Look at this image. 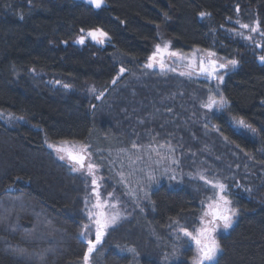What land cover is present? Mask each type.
<instances>
[{
  "label": "trees",
  "instance_id": "trees-1",
  "mask_svg": "<svg viewBox=\"0 0 264 264\" xmlns=\"http://www.w3.org/2000/svg\"><path fill=\"white\" fill-rule=\"evenodd\" d=\"M251 22L264 30V0H105L100 9L79 0H0V112L21 119H0V264H84L80 232L92 185L48 148L58 141L88 143L109 191L118 190L117 150L163 146L175 159L174 178H152L146 201L106 231L89 264H192L194 247L180 228L198 229L215 193L187 175L195 168L225 184L237 210L217 236L214 264H264V67L238 33ZM95 28L108 34L103 45L74 43ZM159 39L238 61L220 86L227 107L212 115L217 129L203 122L212 94L203 81L131 76ZM121 68L127 75L112 83ZM228 117L256 133L236 132Z\"/></svg>",
  "mask_w": 264,
  "mask_h": 264
},
{
  "label": "rangeland",
  "instance_id": "rangeland-1",
  "mask_svg": "<svg viewBox=\"0 0 264 264\" xmlns=\"http://www.w3.org/2000/svg\"><path fill=\"white\" fill-rule=\"evenodd\" d=\"M79 1H83L87 4H89L88 0H79ZM104 5H105V0H104ZM247 25H249V28H242L238 32L239 36L244 41V42L243 41L242 42L245 44H248V42L251 41L252 38L254 37L255 32H252L251 28L256 27L258 24L256 22H251V24H247ZM240 27H241V25H240ZM97 29H99V28L82 31L74 39V43H76L78 45H83L86 42H93V43L98 44V45H103L105 42L108 41V36H107V38L98 37V39L103 40V42L100 43V42H97V40H93L92 37H90L88 35L89 32L96 31ZM80 37H84V43L83 44H80L77 42ZM248 37H251V39H248ZM165 43H167L169 45V43L167 41H164L163 39H159V41L155 44V46L153 47V49H152L150 55L147 57V59L143 63L140 64L139 68H137L138 71L135 73L137 77L135 75H131V74L130 75L134 79H136V78H141L146 71L150 72V73L157 74V75H164V74H168V73H174V74L181 75L180 73L183 72V73H190V75L186 74V75H181V76L188 77L189 79L195 80V81H202L203 78L198 77L191 72H188L186 70V68L189 67V64H191L193 68H197L198 60L200 58L205 57V56H209L208 53H210L211 51L194 48L190 51L182 52V51L171 48L169 45L168 52H177L180 54V56H170V55L165 54L163 56L165 68L162 70L159 66L160 56H157L156 59L153 61H150L149 57L153 56V54L156 51L157 45H160L161 48H163ZM211 53H213V52H211ZM214 56H218L221 60H223L227 63L229 60H233V58H227V57L219 56L216 54ZM150 62L153 63V67H147L146 66ZM228 66H229L230 70H233L236 68V66H238V64L235 67H233L231 65H228ZM173 69H174V71H173ZM124 75H127V71L125 70V72L121 74L120 69H119L116 77L113 80H115L117 82ZM49 83L50 84L53 83L55 87L60 86V84L55 83L54 81H49ZM112 83H113V81H112ZM206 84L209 87H211V89H212L211 96L215 97L216 100H219V98L221 96L220 86L222 85V81L221 80L216 81L213 85L210 83H206ZM67 89H68V87H67ZM103 94L104 93H101L100 95H98L97 99L98 100L101 99ZM208 103H209V99L204 101L203 105H206ZM202 108H203V113H202L203 122L205 123V126L207 127V129H217V126L215 125V122L212 118V115L224 112L225 106L223 108H220V107L214 105L211 110L207 107H204V106H202ZM0 119H2V121H4L7 124H12V123H15L17 121H21V119L12 115L9 112H0ZM236 120L237 119H234L231 117L227 118V122L232 127V129H234L236 132H242V133H244V132L249 133L250 132L249 130L238 126L235 123ZM64 142H68L69 144H75L77 146V151L80 150V146H86L87 147V152L85 153L86 164L90 162L96 166L93 169V174L92 175L88 174L89 179H90V183L92 185L90 187V194L92 197L89 199V204L86 207L87 217H88L89 212H92L95 214L97 212L103 211L109 215L112 213H115V212H119L120 218L116 222V223H118L119 221L128 218L130 216L133 208L136 209V206H138V205H140V203L146 201L145 193L147 191V188L151 185V183L153 181L152 178H154L152 185H156V184H158V182H156L158 180V178H161V175H163L162 171H166V173H164V174L171 173L172 177H174L175 174L177 173V169L175 166V159L173 157V154L168 150V147H163V146L157 147L155 145H146V146L142 145L141 146V145L131 144L130 146H127V147H124L120 150H117L116 152H114L112 154L114 157V162L120 168L119 176H118L119 179L115 182L119 191L115 190V189H112L109 191V190H106L107 189L106 185L101 183L102 178L99 174V168H98L97 164L95 163V160H96L94 158L95 154L93 155L90 152V150H89L90 145L88 143H86V142H74V141H58V142H53V143H47V146H48V148L52 149L53 152L55 153V155L59 158L61 155H65V153H62V152L58 153L54 150V148L49 147V145L59 146V145H63ZM133 145H135V147H133ZM63 161L66 162L67 164H69L71 166V168L78 167V165H74L71 161H69L67 159L66 155H65V159H63ZM79 171H83L85 173H88L86 166L84 169H81ZM154 175L156 176V178L153 177ZM187 175H189L191 178H194L196 180L204 181L205 183H206V181H210L207 178L204 169H202V168H195L191 172V174H187ZM164 176H166V175H164ZM201 176H203L204 179H201L200 178ZM93 178L96 179L95 185H93V183H92ZM215 182H219V181H215ZM219 183H222V182H219ZM146 185H148V186H146ZM97 193H99V196H97ZM110 193L112 194L111 196H109ZM214 195H215V193H214ZM214 195H213V197H214ZM211 198L205 202L204 210H203L204 212L208 210L206 206L212 202ZM97 203H100L102 205V207L99 209L95 208L94 205ZM113 205H116V207H113ZM229 207L235 209L234 206L232 205V203H231V205H229ZM93 218H95V217H93ZM235 218H236V216L233 217V222L235 221ZM205 219L206 220L210 219V217H205ZM86 224L90 225V231L88 233V238H90V236L93 235V238L95 239V227L92 224V221H90L88 219ZM112 226H110L109 228H111ZM200 227H201V223H200V226L198 228H200ZM224 231L225 230L223 228H220L215 233L216 239H217V236ZM103 237H102V239H103ZM102 239H101V241H102ZM192 245L194 247V256H196V254H197L196 246L193 242H192ZM192 264H193V258H192Z\"/></svg>",
  "mask_w": 264,
  "mask_h": 264
},
{
  "label": "snow or ice",
  "instance_id": "snow-or-ice-1",
  "mask_svg": "<svg viewBox=\"0 0 264 264\" xmlns=\"http://www.w3.org/2000/svg\"><path fill=\"white\" fill-rule=\"evenodd\" d=\"M88 3L94 6L97 9H100L104 5V0H88ZM201 17L206 15L205 13L200 14ZM242 28H249V25L242 24ZM259 28V25L256 27L251 28L252 32H257ZM83 31V30H82ZM264 35V33H261ZM88 35L92 37L93 40H97V42L102 43L103 40L98 39V37L107 38V33L97 29L96 31L89 32ZM248 39H251V37H248ZM80 44L84 43V37H80L77 41ZM169 45L167 43L164 44L163 48H161L160 45L156 46V51L153 54V56L149 57L150 61H153L156 59L157 56H160V62L159 66L163 70L165 68L164 59L163 56L165 54L170 56H180L177 52H168ZM209 56H214L215 53H208ZM259 60L264 63V55L259 57ZM211 65V72H208V70L204 67V62L201 61V71L207 72L209 76L215 75L216 72V61H210ZM238 64L237 60H229L227 64H219V68H226L228 65H231L235 67ZM147 67H153V63H148L146 65ZM189 67L191 68L192 65L189 64ZM174 71V69H173ZM125 69L121 68L120 73H124ZM181 75H190V73H180ZM218 80H223L222 76L216 77ZM116 81L113 80V83ZM65 87H68V85H65ZM227 101L225 98L221 95L219 100H216L215 97L210 96L209 97V103L206 105H202L204 107L209 108L210 110L213 108V106H218L220 108H223L226 105ZM235 123L252 132L253 134L256 133V129L252 127L251 124L247 123L244 119H237ZM227 139V138H226ZM49 147L54 148V150L58 153H65L67 156V159L71 161L74 165H78V167H73V171H79L81 169H84L85 166L87 167L88 174H93V169L96 167L92 163L86 164V156L85 153L87 152L86 146H80V150L77 151V146L75 144H69L68 142H64L63 145H49ZM135 147V145H133ZM65 155H61L59 158L61 160L65 159ZM174 178V177H173ZM201 179H204L203 176L200 177ZM93 185L96 184V179L93 178L92 180ZM206 183L211 184L215 195L212 197V202L209 203L207 207V211L203 213V216L201 217L200 223L201 227L198 229H195L194 231H189L186 228L181 227L180 232L183 233L184 237L188 238L191 242H193L197 249L196 256L193 257V264H214L216 261V257L218 253L221 251V246L218 242V240L215 237V233L220 229L223 228L225 231L232 227L233 224V217L236 216L237 210L230 208L229 205H231L232 201L229 199L227 194V188L224 184L219 182H212V181H206ZM112 194L110 193L109 196ZM147 195V193H145ZM97 196H99V193H97ZM87 203V202H86ZM95 208H101L102 205L100 203H97L94 205ZM113 207H116V205H113ZM95 217V218H93ZM205 217H210V219H205ZM120 218L119 212H115L112 214H106L103 211L97 212V213H88V219L92 221V224L95 227V239H89L88 233L90 231V225L85 224L83 226L82 231L80 232V236L86 241L87 244V251L84 253L83 261L84 264H89V258L90 255L94 252L96 249V246L100 244L102 237L105 235L106 231L109 229L110 226L115 225L117 220ZM134 251V250H130Z\"/></svg>",
  "mask_w": 264,
  "mask_h": 264
},
{
  "label": "flooded vegetation",
  "instance_id": "flooded-vegetation-1",
  "mask_svg": "<svg viewBox=\"0 0 264 264\" xmlns=\"http://www.w3.org/2000/svg\"><path fill=\"white\" fill-rule=\"evenodd\" d=\"M261 33H264V30H262L260 27L258 29L257 32H255L254 37L252 38L251 41L248 42V45L252 48V58L255 61V63L258 66L264 67V63H262L259 60V57L264 55V35H262ZM244 42V41H243ZM216 61V72L215 75L213 76H209L207 74V72H202L197 74L196 72L201 71L199 70V68H201V61L204 62V67L208 70V72H211V65H210V61ZM219 64H227V62L221 60L218 56H205L203 58H200L198 60L197 63V68H193V67H187L186 70L188 72L193 73L194 75L203 78L202 81H204V83H210V84H214L216 81H219L216 77L222 76L223 80L222 83L225 80V76L231 71L229 66L226 68H219ZM206 77V78H205ZM211 77H214V79H211ZM227 107V103L225 105V108Z\"/></svg>",
  "mask_w": 264,
  "mask_h": 264
},
{
  "label": "water",
  "instance_id": "water-1",
  "mask_svg": "<svg viewBox=\"0 0 264 264\" xmlns=\"http://www.w3.org/2000/svg\"><path fill=\"white\" fill-rule=\"evenodd\" d=\"M199 70H201V68H199ZM197 74H199V73H202V71H198V72H196ZM211 79H214V77H211ZM55 83H58V84H60L59 82H55ZM65 87V86H64ZM65 88H67V87H65Z\"/></svg>",
  "mask_w": 264,
  "mask_h": 264
}]
</instances>
